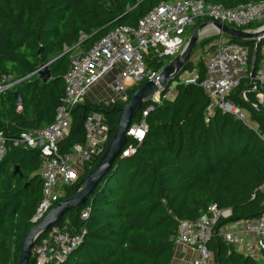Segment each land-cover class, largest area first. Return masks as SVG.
<instances>
[{
    "label": "trees",
    "instance_id": "obj_1",
    "mask_svg": "<svg viewBox=\"0 0 264 264\" xmlns=\"http://www.w3.org/2000/svg\"><path fill=\"white\" fill-rule=\"evenodd\" d=\"M175 1L0 0V83L17 82L0 95V132L8 149L0 160V264H19L23 242L36 225L31 221L43 199L39 151L14 143L21 133L53 123L74 50L87 52L118 27H136L159 4ZM204 1L234 9L264 0ZM206 22L197 19L187 31L189 36ZM263 26L264 22L247 28L256 31ZM213 41L204 40L202 48L209 49ZM233 42L248 47L253 59L255 41ZM258 59L259 55L257 64ZM46 64L52 74L48 83L36 73ZM146 64L154 72L166 66L163 58L147 59ZM193 70L203 79L205 61L190 63L186 71ZM171 87L162 92L159 102L149 103L154 110L146 118L148 129L135 154L124 158L122 153L87 203L56 225L66 230L70 226L72 234L83 235L81 245L62 264H175L181 222L198 221L213 205L232 211L230 219L216 223L208 244L214 263L264 264V258L256 260L230 248L220 235L229 224L264 216V87L262 101L248 93L258 109L241 97L251 87L249 80L231 94L250 123L221 111L207 123L210 101L204 90L179 84L170 99L166 96ZM123 107L90 100L77 106L61 151L85 143V123L92 113L105 117L110 142ZM129 144H135L131 138ZM104 152L65 188L63 200L82 188ZM85 210L88 219H82ZM30 264H36L33 254Z\"/></svg>",
    "mask_w": 264,
    "mask_h": 264
},
{
    "label": "built area",
    "instance_id": "obj_2",
    "mask_svg": "<svg viewBox=\"0 0 264 264\" xmlns=\"http://www.w3.org/2000/svg\"><path fill=\"white\" fill-rule=\"evenodd\" d=\"M197 19L252 31L247 27L264 22V1L240 5L234 9L211 5L204 0L163 2L136 27L120 26L87 52L78 48L74 50L78 54L72 56L69 71L64 77L65 94L56 109L53 123L21 133L14 143L15 147L30 148L40 153L43 199L31 221L33 224L41 221L63 201L65 188L72 185L84 172L85 166L102 154L109 144V128L105 117L92 113L85 123V143L73 146L70 152H62L60 143L69 134L73 110L87 100L93 103L126 105L133 90L154 80L161 72L149 69L146 60H167L180 55L190 39L187 31ZM213 39L205 60V77L201 79L197 70L186 71L173 84L199 85L204 90L210 101L205 117L207 123L216 111L250 123L247 112L230 97L243 81L249 80L251 87L241 97L244 102L258 109L257 103L249 101L248 93L257 94V99L263 100L264 43L258 47V64L251 78L252 60L249 48L232 42L217 32ZM40 71L41 69L36 73L39 75ZM16 84L17 82L10 81L0 83V95ZM98 85H102L104 89L99 97L100 101L96 100L97 96L92 97L93 89ZM166 97L168 98V94ZM160 98L156 97L153 101L159 102ZM153 110L154 106L148 104L139 119L133 121L127 137L135 144L125 147L122 152L124 158L135 154L136 146L143 142L148 129L146 118ZM7 150L4 134L0 132V160ZM81 215L82 219H88L89 210L83 211ZM231 216V210H221L213 205L198 221L181 222L175 252L184 256L190 251L194 252L196 258L191 264H210L213 252L208 244L213 237L214 227L219 220H228ZM232 224L235 229L220 234L226 245L256 260H262L264 216ZM82 242V234H71L65 228L54 226L39 239L32 254L36 264H62Z\"/></svg>",
    "mask_w": 264,
    "mask_h": 264
},
{
    "label": "water",
    "instance_id": "obj_3",
    "mask_svg": "<svg viewBox=\"0 0 264 264\" xmlns=\"http://www.w3.org/2000/svg\"><path fill=\"white\" fill-rule=\"evenodd\" d=\"M214 28L218 34L224 35L230 41L248 42L255 41L256 49L251 63V78H253L257 68L258 47L264 41V26L256 31H244L231 28L214 21H208L197 27L191 35L183 52L167 64L157 77L139 86L132 94L130 101L120 110L117 122L116 133L107 145L99 164L86 179L82 188L74 195L58 203L47 215L39 221L27 234L23 242L19 264H30L32 251L39 239L51 228L58 225L65 215L75 209L84 206L89 197L99 188L105 177L112 170L114 164L121 156L124 148L128 145L127 132L133 121L138 117L140 111L153 101L158 95L176 82L177 78L184 72L190 63L193 62V55L198 46L204 30ZM55 61V60H54ZM39 75L44 83H48L51 78L49 64L43 65ZM17 103H21L18 93H15ZM17 175L20 171L16 168Z\"/></svg>",
    "mask_w": 264,
    "mask_h": 264
},
{
    "label": "rangeland",
    "instance_id": "obj_4",
    "mask_svg": "<svg viewBox=\"0 0 264 264\" xmlns=\"http://www.w3.org/2000/svg\"><path fill=\"white\" fill-rule=\"evenodd\" d=\"M215 33H216V31H215V30H212V28H210V31H209V32L203 34V36L201 37V40H200L198 46L196 47V49H195V51H194L193 61L197 62V61L200 60V59H201V60L203 59L204 61L206 60L207 54H208V52H209V49H208V48H202V43H203V41L206 40V39H212ZM77 54H78V51H75L73 55L76 56ZM174 58H175V57H174ZM174 58H171V59H167V60H165L166 65H167L170 61H172ZM93 91H94V94H92V97L97 96V99H96V100H97V101H100V98H99V97H100V95L102 94L101 92L104 91L102 85H98L97 87H95V88L93 89ZM158 97H161V95H158L157 98H158ZM67 228H69V232L71 233V228H70V226L67 227ZM67 231H68V230H67ZM71 234H72V233H71Z\"/></svg>",
    "mask_w": 264,
    "mask_h": 264
},
{
    "label": "crops",
    "instance_id": "obj_5",
    "mask_svg": "<svg viewBox=\"0 0 264 264\" xmlns=\"http://www.w3.org/2000/svg\"><path fill=\"white\" fill-rule=\"evenodd\" d=\"M175 95H176V86H174V84H173L172 87L170 88L169 93H168V98L173 99ZM263 190H264V188H263ZM233 229H235V226L233 224H229L221 230V233H227ZM68 232H69V230H68ZM235 250L238 251L237 249H235ZM240 253H242V252H240ZM242 254H244V253H242ZM195 258H196V253L191 252V251L185 256L179 255L178 253L175 252L174 262H175V264H191V262ZM210 264H215L213 259L211 260Z\"/></svg>",
    "mask_w": 264,
    "mask_h": 264
},
{
    "label": "bare ground",
    "instance_id": "obj_6",
    "mask_svg": "<svg viewBox=\"0 0 264 264\" xmlns=\"http://www.w3.org/2000/svg\"><path fill=\"white\" fill-rule=\"evenodd\" d=\"M210 31V29H207L204 33H207V32H209Z\"/></svg>",
    "mask_w": 264,
    "mask_h": 264
}]
</instances>
